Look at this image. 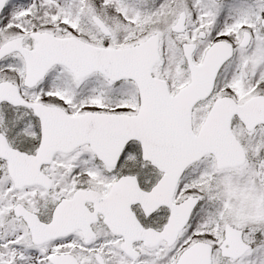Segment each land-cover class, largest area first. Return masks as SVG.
<instances>
[{"label":"snow or ice","instance_id":"6c2138e0","mask_svg":"<svg viewBox=\"0 0 264 264\" xmlns=\"http://www.w3.org/2000/svg\"><path fill=\"white\" fill-rule=\"evenodd\" d=\"M0 264H264V0H0Z\"/></svg>","mask_w":264,"mask_h":264}]
</instances>
